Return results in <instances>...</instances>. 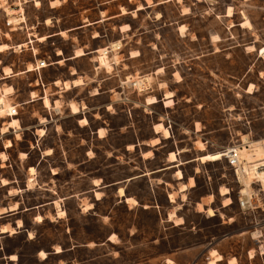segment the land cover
I'll return each instance as SVG.
<instances>
[{"label": "rangeland", "instance_id": "374dc122", "mask_svg": "<svg viewBox=\"0 0 264 264\" xmlns=\"http://www.w3.org/2000/svg\"><path fill=\"white\" fill-rule=\"evenodd\" d=\"M50 1L0 0V44L10 47L0 52V95L18 110L0 115V128L12 117L21 124L0 130L7 155L0 178L11 183H0V213L21 208L0 217V230L23 224L0 231V264H209L217 254L223 259L216 264L232 257L264 264L261 183L250 181L253 204L243 208L246 186L228 159H198L239 146L246 134L264 138V0ZM17 2L22 13L9 15ZM246 19L251 28L242 25ZM103 47L108 66L98 67ZM78 49L86 55L73 58ZM44 57L52 64L28 72ZM77 76L83 84L69 90L54 84ZM139 76L147 82L140 90L131 84ZM166 91L174 94L172 107L164 105ZM45 96L53 106L44 105ZM147 96L158 102L147 104ZM160 122L170 137L155 132ZM7 140L14 145L6 147ZM170 152L186 179H195L184 192L174 168L159 170L170 164ZM119 187L136 203H126Z\"/></svg>", "mask_w": 264, "mask_h": 264}, {"label": "bare ground", "instance_id": "6f19581e", "mask_svg": "<svg viewBox=\"0 0 264 264\" xmlns=\"http://www.w3.org/2000/svg\"><path fill=\"white\" fill-rule=\"evenodd\" d=\"M37 4H40V2L37 1ZM55 4H61V0H51L50 1V5L51 6H54ZM7 11H8V14L9 15H15L17 14L18 12H21L22 11V6L19 2L17 3H14L10 6L7 7ZM22 13V12H21ZM227 15L231 16L232 15V7H230L228 9V13ZM22 16V14H21ZM160 16V15H159ZM20 17H14V20L17 21L19 20ZM23 18V16H22ZM50 18L47 19V23H50ZM242 25L244 27H249L251 28V22L246 19L242 22ZM122 29H130V27L128 25H123L122 26ZM180 32L183 33L184 30H185V26L184 25H181L180 28H179ZM218 38V37H216ZM40 40H45L46 37H40L39 38ZM24 44H20L18 47H21L23 46ZM9 45L6 44V43H2L0 44V52H4L5 50L9 49ZM250 50H254L253 46H249ZM99 53H100V57H98L96 59V61H100L98 62V67L100 66L99 63H104L107 65L108 63V50L106 48H102V49H99L98 50ZM61 53V51H60ZM261 54L264 55V48H262L261 50ZM86 55V52L82 49H78L75 51V55H74V58L75 57H80V56H84ZM131 56L132 57H136V56H139V52L138 51H133L131 53ZM28 70H31L28 69ZM162 71V68H159L157 70V74ZM4 73L6 75H9L10 73H12V70L10 68H4ZM76 73V71H74V74ZM138 75V74H137ZM136 78V77H134ZM138 79H144V76L142 78V76H139ZM146 79L149 80V78L146 76ZM141 83H143V81H140ZM59 84H62V86L64 88H66L67 90H69L70 88L72 87H76V86H80L83 84V80L80 76L78 77H75L74 79H71V80H57L56 82V85H59ZM166 85L164 82L160 84V86L163 88V86ZM252 85L249 87L248 89V92H253L252 91ZM9 89H5V92H7ZM98 92V91H97ZM174 96L173 92L172 91H166L165 92V96L163 98V102H164V105L166 107H172V105L174 104V100L172 99ZM32 97H35V94L34 92H32ZM156 102H158V98L155 97V96H147L146 97V103L151 105V104H155ZM44 104L46 107H51L53 106V104L51 103V101L49 100V98L45 97L44 99ZM70 109L72 111L73 114H78L81 112V108L79 107V105L76 103V102H70ZM60 107H61V103L59 100H56L55 104H54V108L56 110H60ZM85 108V106H84ZM14 110V108H12L11 106H9L5 100V97H4V94H1L0 95V115H4V114H8L9 115H12V111ZM80 122L82 124H87L88 123V119L86 117H83L80 119ZM21 128V124H20V121L19 119H17L16 117H12L7 123H5V125L0 128V130L2 132H6L8 131L10 128ZM154 128H155V132L156 133H162V136L165 137V138H168L170 137V130L169 128L165 127L163 123H157L154 125ZM196 129L197 130H200L201 129V126H200V123L197 122L196 123ZM41 132L43 133L44 130L41 129ZM99 135H103L104 134V130L103 128H100L99 131H98ZM153 144L154 145H157L159 142H160V138L159 137H156L154 138L153 140ZM13 143L11 140H7L6 142V147H10L12 146ZM200 146H201V149H204V145L202 143H200ZM237 148V151L235 153V157L238 159V161H243V170H242V173H240V178H241V181L245 184V189L242 191V193L247 197V198H250L252 196L253 193L251 191H249V188H250V184L253 182V179L254 178H258V181L261 182L263 188H264V168L262 170V168H258V166H262L264 165V139H260V140H251L250 137L248 135H243L242 137V142L240 143L239 146L236 147ZM48 152L50 153V150H48ZM145 155H149L150 154V151H147L146 153H144ZM224 156V153H219V154H215V155H203L201 157H199L198 159L201 161V162H207V161H214V160H217L219 158H222ZM0 157L2 159H6L7 158V155L4 153V152H1L0 153ZM169 160L170 162H173V163H176L178 161V157H177V153L176 152H171V154L169 155ZM30 171L33 173L35 172V169L33 167L30 168ZM176 175L178 176V178H182L183 177V172L178 169L177 170V173ZM2 183L3 184H7L8 181L6 179H1ZM251 181V183H250ZM95 183H98V180L95 181ZM195 184V181H194V178L193 177H190V180H189V184H182L180 189L181 190H186L189 186H193ZM264 191V189H263ZM119 193L121 196H124V188H120L119 189ZM227 189L223 188L222 191H221V194L224 196V195H227ZM170 198H171V201H175V195L173 193L170 194ZM127 201L128 202H135L136 203V200L133 199V198H130L128 197L127 198ZM231 203V199L229 197H226V199L224 200V204L227 205V204H230ZM56 204H59L58 202H56ZM92 207V205L90 206V208ZM198 207L200 209H203V205L201 203H198ZM206 212L209 214V215H215V210L214 208L212 207H208V208H205ZM61 213H64V211H62ZM175 216L174 212L170 214L169 218H173ZM38 220H42V216L41 215H38L36 217ZM181 219V218H180ZM179 220V219H178ZM2 232H5L6 230H9L10 232H15L14 229H9L7 226H3L1 228ZM114 238L115 234L112 235ZM41 252V255L42 256H45L46 253L44 251H40ZM223 259L222 255L221 254H217L214 259H212L210 261L209 264H216L218 261H221ZM236 262V257H232L229 259V263L230 264H235ZM237 263V262H236Z\"/></svg>", "mask_w": 264, "mask_h": 264}, {"label": "crops", "instance_id": "0c3cea01", "mask_svg": "<svg viewBox=\"0 0 264 264\" xmlns=\"http://www.w3.org/2000/svg\"><path fill=\"white\" fill-rule=\"evenodd\" d=\"M122 30V29H121ZM123 31V30H122ZM129 31V30H128ZM125 32V31H124ZM29 41L30 42H33V41H31V35H30V39H29ZM119 42H121V41H119ZM27 42H25V44H26ZM122 44V43H121ZM121 47V46H120ZM119 47V48H120ZM103 48H106V47H103ZM107 49H109V48H107ZM96 51H98V50H96ZM81 57V56H80ZM73 58H74V56H73ZM75 58H77V57H75ZM65 59H60L59 60V63H63V61H64ZM31 66H33L32 64H31ZM32 70H30V71H28V72H31V71H33L34 69L33 68H31ZM44 69V68H43ZM28 70V69H27ZM76 73H77V71H76ZM73 74H74V70H73ZM5 75V74H4ZM78 77V76H77ZM81 77V76H80ZM82 78V77H81ZM42 80V79H41ZM58 80H60V79H58ZM63 81V80H62ZM56 82H57V80L54 82V84L56 85ZM83 82H84V80H83ZM42 85H44V82H43V80H42V83H41ZM57 87H59V88H62V89H65V90H67L66 88H64L61 84H59V85H56ZM33 92V91H32ZM31 92V93H32ZM36 96H37V93H36ZM35 96V97H36ZM45 97H48V96H45ZM49 98V97H48ZM34 99V98H33ZM45 98H42V100H44ZM71 102V101H70ZM76 102V101H75ZM77 103V102H76ZM78 104V103H77ZM45 105V104H44ZM85 106V105H84ZM61 108V107H60ZM83 118V117H82ZM87 118V117H86ZM100 129V128H99ZM99 131V130H98ZM246 135H248V134H246ZM249 136V135H248ZM250 137V136H249ZM262 139H264V138H261V140ZM260 140V139H259ZM14 145V144H13ZM159 145V144H158ZM158 145H156V146H158ZM205 148V147H204ZM48 150H51V149H48ZM147 151H149V150H147ZM146 151V152H147ZM5 153V152H4ZM6 154V153H5ZM24 154V156H25V153H23ZM47 154H51V151H50V153H47ZM170 154H171V152H170ZM168 162L170 163V164H168V165H165L163 168H161V169H159L160 171H163V170H167L168 168H174V174H175V176H176V179L181 183V185L182 184H189V180H190V177L188 178L187 177V179H186V177H185V174L183 173V177L182 178H178V176L176 175V173H177V170H178V164L177 163H173V162H170V160H168ZM31 167H33L35 170H36V167L34 166V165H29L28 166V168H29V171H30V168ZM181 170V169H180ZM182 171V170H181ZM183 172V171H182ZM31 173V172H30ZM35 173V172H34ZM3 178H5V177H3ZM1 179L2 178H0V183L2 184V185H9V184H11L10 182H9V180L7 179V178H5L7 181H8V183L7 184H3L2 183V181H1ZM134 178H131V180H133ZM194 181H195V179H194ZM194 186V185H193ZM193 186H189V187H193ZM188 187V188H189ZM120 188V187H119ZM122 188H124V187H122ZM187 188V189H188ZM186 189V190H187ZM179 190L181 191V192H184V191H186V190H181L180 188H179ZM98 192V191H97ZM124 196H121L123 199H124V201L127 203L128 201H127V198L128 197H130V198H134L135 199V197H134V195H132L129 191H127L125 188H124ZM171 193H175V192H169V198H170V194ZM183 199H185V198H183ZM136 200V199H135ZM170 200H171V198H170ZM137 201V200H136ZM198 203H202V204H205V203H203V201L201 200V201H198L197 202V204ZM31 209H33V208H31ZM19 213H21V208L19 207V208H12V209H9V210H7V211H5V212H1L0 213V217H4V216H9V215H14V214H19ZM19 221H21V220H19ZM4 226H7V225H4ZM23 226V224H22V222H21V224H18L17 226H16V224L15 223H13V226L11 227V228H13L14 230H15V232H17L16 231V228L18 227V228H20V227H22ZM3 227V226H2ZM1 227V228H2ZM16 227V228H15ZM1 231V233H9L10 231L9 230H6L5 232H2V230H0ZM61 252V251H60ZM14 255V254H13Z\"/></svg>", "mask_w": 264, "mask_h": 264}, {"label": "built area", "instance_id": "2783aa9c", "mask_svg": "<svg viewBox=\"0 0 264 264\" xmlns=\"http://www.w3.org/2000/svg\"><path fill=\"white\" fill-rule=\"evenodd\" d=\"M50 64H52V63L49 62L47 60V58L44 57L43 59L36 60L35 67L33 66V69H35L36 71L40 72L41 69L49 66ZM131 84H132V86L134 88H137L138 90H140L141 88H145L146 87L147 82L144 80V82L141 83L140 80H135V81L131 82ZM13 108H14V110L12 111V115L18 114L17 107H13ZM236 151H237L236 147L229 148L226 152H224V156L228 159L229 164L231 165V167L235 171L237 179L240 181V179H241L240 178V173H242V170H243V161L242 162L238 161V159L235 157L236 156L235 155ZM258 168L259 169L262 168V170H263L264 165L258 166ZM254 181L260 182V181H258V178H254L253 179V183H254ZM262 189H264L263 186H262ZM252 202H253L252 198H247L246 196H244V198H240V204H241V206L243 208H249L250 204H253Z\"/></svg>", "mask_w": 264, "mask_h": 264}]
</instances>
